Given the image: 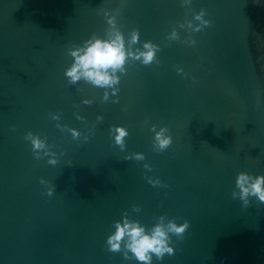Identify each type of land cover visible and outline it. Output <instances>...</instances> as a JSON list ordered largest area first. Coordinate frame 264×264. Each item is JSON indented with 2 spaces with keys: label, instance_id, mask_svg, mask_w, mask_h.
I'll return each instance as SVG.
<instances>
[{
  "label": "water",
  "instance_id": "water-1",
  "mask_svg": "<svg viewBox=\"0 0 264 264\" xmlns=\"http://www.w3.org/2000/svg\"><path fill=\"white\" fill-rule=\"evenodd\" d=\"M97 40L115 82L73 80ZM240 174L264 176V0H0V264H264ZM118 225L175 253L109 251Z\"/></svg>",
  "mask_w": 264,
  "mask_h": 264
},
{
  "label": "clouds",
  "instance_id": "clouds-1",
  "mask_svg": "<svg viewBox=\"0 0 264 264\" xmlns=\"http://www.w3.org/2000/svg\"><path fill=\"white\" fill-rule=\"evenodd\" d=\"M134 39L136 37L134 36ZM145 47H152L146 44ZM144 56V62L149 63L153 60L154 51L142 53ZM125 62V52L123 51L122 42L117 44L115 42L109 43L105 41L97 40L88 49L85 55L77 56V64L68 72V75L73 80L79 79L77 73L80 69H83V75L92 80L97 85H108L113 81L107 73L108 68H119ZM119 135L117 136V143H122L123 137L127 135L124 129H118ZM159 140V146L161 149L167 148L171 143V138H163L162 134H157ZM34 148H41L42 143L36 139L33 140ZM251 178L247 174H240L237 180V184L241 189L242 198H246L249 194L255 195L259 200L264 203V176L255 178L254 183H251L250 187L245 185ZM190 222L186 221L183 225H172V230L177 234H182L188 229ZM144 230L138 226L124 225L117 228L115 235L108 238V244L111 246L109 251H118L121 241L126 234L130 235L131 243L129 248L135 254L139 261H151L149 253H155L159 259H163L165 253L173 255L175 250L172 247L167 246L165 239L166 233L157 227L154 234L149 236L143 234Z\"/></svg>",
  "mask_w": 264,
  "mask_h": 264
}]
</instances>
